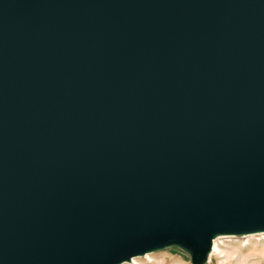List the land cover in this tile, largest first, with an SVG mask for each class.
I'll use <instances>...</instances> for the list:
<instances>
[{"label": "water", "instance_id": "obj_1", "mask_svg": "<svg viewBox=\"0 0 264 264\" xmlns=\"http://www.w3.org/2000/svg\"><path fill=\"white\" fill-rule=\"evenodd\" d=\"M258 232L264 0H0V264Z\"/></svg>", "mask_w": 264, "mask_h": 264}, {"label": "rangeland", "instance_id": "obj_2", "mask_svg": "<svg viewBox=\"0 0 264 264\" xmlns=\"http://www.w3.org/2000/svg\"><path fill=\"white\" fill-rule=\"evenodd\" d=\"M258 237L259 236H255L254 238ZM246 240L247 239L245 238L239 237L232 239H222L221 241H223V245L221 246V248L228 251L229 254L225 258L219 260L212 257L209 263H206L205 261L203 264H264V256L259 257L246 255V250L239 246L241 245V241H243L244 243ZM236 247H240L241 254L236 251ZM149 255L152 259H154V262L151 264H190V258L188 254L176 247H167L158 251L150 252ZM136 261L139 264H149L146 262L145 258H136ZM219 261H222L223 263H220ZM120 264H132V262H122Z\"/></svg>", "mask_w": 264, "mask_h": 264}, {"label": "bare ground", "instance_id": "obj_3", "mask_svg": "<svg viewBox=\"0 0 264 264\" xmlns=\"http://www.w3.org/2000/svg\"><path fill=\"white\" fill-rule=\"evenodd\" d=\"M255 236H259V237L254 238ZM236 237L247 239L244 243L243 241H241V245H239L240 247L246 250V253H247L246 255H253V256H259V257L264 256V232L249 233V234H244V235H239V236L218 235V236H215L211 241V247L205 259L206 263H209L212 257L218 260L225 258L229 254V252L221 248V246L223 245V241L221 240L222 239H232ZM240 247H236V251H238L239 253L241 252ZM149 254L150 253H146L141 257H132L130 261H128L127 263L132 262V264H139L137 263L136 258H141V259L145 258L146 262L151 264L154 262V259H152ZM219 262L223 263L222 261H219Z\"/></svg>", "mask_w": 264, "mask_h": 264}]
</instances>
